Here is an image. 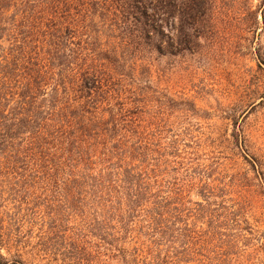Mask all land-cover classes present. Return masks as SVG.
I'll use <instances>...</instances> for the list:
<instances>
[{
  "label": "trees",
  "instance_id": "trees-1",
  "mask_svg": "<svg viewBox=\"0 0 264 264\" xmlns=\"http://www.w3.org/2000/svg\"><path fill=\"white\" fill-rule=\"evenodd\" d=\"M209 1L0 0V264L264 253L240 180L154 100L152 57L193 52Z\"/></svg>",
  "mask_w": 264,
  "mask_h": 264
},
{
  "label": "rangeland",
  "instance_id": "rangeland-1",
  "mask_svg": "<svg viewBox=\"0 0 264 264\" xmlns=\"http://www.w3.org/2000/svg\"><path fill=\"white\" fill-rule=\"evenodd\" d=\"M209 5L193 52L152 57L154 103L168 106L164 119L189 130L223 174L240 180L264 235V0ZM261 252L242 264H264Z\"/></svg>",
  "mask_w": 264,
  "mask_h": 264
}]
</instances>
